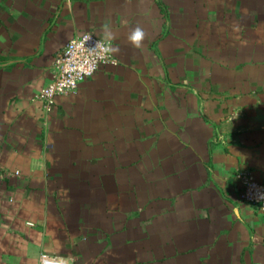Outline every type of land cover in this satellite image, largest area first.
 Wrapping results in <instances>:
<instances>
[{"label": "crops", "instance_id": "0c3cea01", "mask_svg": "<svg viewBox=\"0 0 264 264\" xmlns=\"http://www.w3.org/2000/svg\"><path fill=\"white\" fill-rule=\"evenodd\" d=\"M105 23L117 63L45 113ZM239 171L264 186V0H0V264H264Z\"/></svg>", "mask_w": 264, "mask_h": 264}, {"label": "built area", "instance_id": "2783aa9c", "mask_svg": "<svg viewBox=\"0 0 264 264\" xmlns=\"http://www.w3.org/2000/svg\"><path fill=\"white\" fill-rule=\"evenodd\" d=\"M99 40L90 33H84L69 40L57 51L53 78L37 95L45 113L51 112L58 96L76 93L78 84L91 78L100 66L117 63L112 54L97 53ZM253 177L248 171H239L235 175L242 187V199L264 215V186ZM42 256L47 255L40 254L39 262Z\"/></svg>", "mask_w": 264, "mask_h": 264}, {"label": "clouds", "instance_id": "9594fccd", "mask_svg": "<svg viewBox=\"0 0 264 264\" xmlns=\"http://www.w3.org/2000/svg\"><path fill=\"white\" fill-rule=\"evenodd\" d=\"M102 37V40L97 41V53H103L105 55L117 54L119 49L112 43L115 36L112 32L111 26L107 23L102 25ZM127 39L133 47L140 49L146 39V33L142 27L136 26L130 31ZM101 45L102 47H100ZM40 264H75V261L71 256H42Z\"/></svg>", "mask_w": 264, "mask_h": 264}]
</instances>
